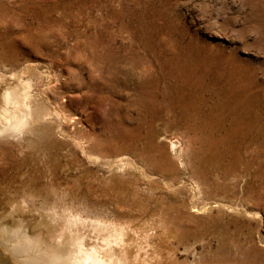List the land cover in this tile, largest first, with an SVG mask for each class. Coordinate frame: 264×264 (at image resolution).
Here are the masks:
<instances>
[{
  "label": "rangeland",
  "instance_id": "obj_1",
  "mask_svg": "<svg viewBox=\"0 0 264 264\" xmlns=\"http://www.w3.org/2000/svg\"><path fill=\"white\" fill-rule=\"evenodd\" d=\"M22 62L59 113L0 136V209L124 224L146 264H264V0H0V73Z\"/></svg>",
  "mask_w": 264,
  "mask_h": 264
},
{
  "label": "bare ground",
  "instance_id": "obj_2",
  "mask_svg": "<svg viewBox=\"0 0 264 264\" xmlns=\"http://www.w3.org/2000/svg\"><path fill=\"white\" fill-rule=\"evenodd\" d=\"M41 40L43 41V39H41ZM145 43H146V41H145ZM148 46H149V44H148ZM108 49H109V47H108ZM37 51H39V50H37ZM124 59H126V57ZM32 63L30 64L28 62L27 63L22 62V63L16 64L14 66V68H12V70H10V72L8 74H5V72L3 74L0 73V136L1 137L2 136L14 137V136H16L17 133L22 131L24 134H26V138H25L26 144L25 145L27 148H30L31 145L33 144L32 138L30 136L31 133L32 132H35V133L39 132L41 135L46 137L49 133L50 128H51V125L48 124L49 119H50L49 118L50 115L53 112H55L56 114L59 113L57 106L50 99V97L47 95L49 84L56 80L55 75L53 74L52 71H50L48 69L49 67L47 68L43 64L42 65H36V64L34 65ZM255 96H257V95H255ZM124 133H126V132H124ZM179 145H180V139L177 136L170 137L169 146L174 153L179 154L180 149H181V148H179L181 145L180 146ZM6 148L3 147L2 145H0V160H2V158L6 159L8 157L6 155L7 154ZM33 149H34V147H33ZM8 154H9V152H8ZM5 156H7V157H5ZM37 159H38V157H37ZM24 160H25V158H24ZM30 161L32 162V160H30ZM38 161H40V160H38ZM33 162L35 163V161H33ZM13 165H15V164H13ZM14 167H16V166H13V168ZM18 170H21L20 166H19ZM22 172H24V171L22 170ZM184 176H185V174H184ZM23 177H25V176H23ZM36 178H37V176H36ZM30 179H33V178H30ZM20 180H21V178H20ZM39 187H41V186L39 185ZM35 189H37V188H35ZM35 193L36 192L33 189L29 188L27 190L28 195H34ZM20 203H22V202H20ZM12 204L13 205H9V206H18V204L15 205L14 202ZM3 206L4 207L2 209L9 207V206H5V205H3ZM23 207H22V209H23ZM23 211H25V210H23ZM24 213H26V211ZM30 215H32V214H30ZM41 218H43V220L49 224H51V221H53V220L56 221V225H54V227L57 229V231H56V238L57 239H60L62 237L67 236L68 238H70L73 241V243L76 245V250H77V253L79 254V257H80V264H146V262H147L146 255L150 256V254L153 252V251L151 252V250H150V252H148V250H149L148 247H150V246H148L149 243L148 244L146 243L147 246L144 247L143 245L145 243L143 245H140V243H137L138 239H136V241H135L137 244L133 245L135 242L133 244L131 242H133V240H134L133 236L136 233V231H135L136 229L134 230L135 233H132L134 231L133 230L131 231L130 228L125 227L124 224L114 223V222H110L107 220L104 221L103 219H98V218H88L86 216H82L79 212H77L75 210H71V209L67 210L65 208L59 212H47L46 211V213L40 214L39 216H37V218H33V219L39 221V220H41ZM141 227H142V225H141ZM142 232H138V233H142ZM147 232H149V231H147ZM145 233L143 232L142 237H144L146 240L147 238H146V235H144ZM140 235L141 234H139V236ZM151 235H149L148 237H150ZM167 236L172 237L173 235L170 234ZM151 237H153V236H151ZM154 238H156V237L154 236L153 239ZM140 239L142 240V238H140ZM176 239H177V237H176ZM202 239H204V238H202ZM187 241H188V239H187ZM174 248H176V247H174ZM153 250H154V247H153ZM158 251H160V250H158ZM141 253H142V255H141ZM156 253H158V252H156ZM153 255H154V253H153ZM149 260H150V258H149ZM151 260H152V257H151ZM150 262L147 264H151ZM156 263H158V262H156ZM0 264H3V261H0ZM159 264H160V262H159Z\"/></svg>",
  "mask_w": 264,
  "mask_h": 264
},
{
  "label": "clouds",
  "instance_id": "obj_3",
  "mask_svg": "<svg viewBox=\"0 0 264 264\" xmlns=\"http://www.w3.org/2000/svg\"><path fill=\"white\" fill-rule=\"evenodd\" d=\"M56 221L30 218L18 206L0 209V261L3 264H80L76 245L56 238Z\"/></svg>",
  "mask_w": 264,
  "mask_h": 264
}]
</instances>
